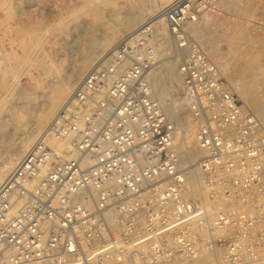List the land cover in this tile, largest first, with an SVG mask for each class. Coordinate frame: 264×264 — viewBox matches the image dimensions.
<instances>
[{
    "label": "built area",
    "instance_id": "2783aa9c",
    "mask_svg": "<svg viewBox=\"0 0 264 264\" xmlns=\"http://www.w3.org/2000/svg\"><path fill=\"white\" fill-rule=\"evenodd\" d=\"M226 1H171L84 74L0 185V264H264V127L195 31ZM170 57L193 159L155 93Z\"/></svg>",
    "mask_w": 264,
    "mask_h": 264
},
{
    "label": "rangeland",
    "instance_id": "374dc122",
    "mask_svg": "<svg viewBox=\"0 0 264 264\" xmlns=\"http://www.w3.org/2000/svg\"><path fill=\"white\" fill-rule=\"evenodd\" d=\"M82 3L83 0H0V167L7 154L18 148L24 139H33L30 146L38 139L40 135H35L31 124L38 113L47 110L55 91L59 87V83L66 84L69 81H74L75 86L85 74L79 77L75 75L79 71L84 58L91 55V52L95 53L96 51L98 53L95 54H101L102 52L105 54L112 49L113 43L109 47L102 44L104 43L103 37L115 22L122 19L125 9L116 12L109 6L105 9L102 20L96 21L81 16L72 19L66 25L59 26L57 24L64 15L71 14ZM119 4L121 5L122 2H119ZM226 4H228L227 6H229L234 17L232 18V15L213 17L214 21L211 25L202 27V32L207 33V36L201 38V40L206 45L210 42L218 44L221 49H226L228 44L225 38L219 34L226 30L224 27H218L217 24L224 22L235 24L240 22L241 17L249 18L252 21L246 22L243 19L244 23L248 24L249 32L261 39L257 41L249 39L250 44L246 47V52H250L252 55L260 53V60H262L264 57H262L264 55V0H249L247 4H229L226 1ZM122 8H125V6ZM39 21L41 26H38ZM21 23L28 30L37 31L33 34L32 39L27 35L25 36L27 48L25 50L24 47L20 46L23 40L18 33L20 30L19 24ZM51 28H57V31L53 33L50 30ZM47 38L52 41L46 45L51 50V61L49 59L42 60V66L33 64V62L29 63L27 56H33L34 54L28 55V52L36 44L35 40ZM13 48L17 49V55L20 57L19 62L15 61L13 56H10L13 53ZM98 48H101V53ZM39 54L42 55V53ZM94 63L90 65L89 69ZM26 68L31 69L37 75L34 81L26 75L23 76L20 82L16 81L15 73H23L27 70ZM227 73L233 78H248L252 85L250 93L254 96H260L264 92V75L260 77L261 79L258 78L259 81H262L258 83V80L256 82L252 79L253 77L250 76L248 71H241L239 65L233 64V62L227 64ZM223 76L227 79L225 75ZM255 82L258 87L255 86ZM261 83L262 87L259 85ZM4 96L7 98L2 100ZM68 97H66V100ZM165 100L170 102L171 98L166 96ZM63 101L65 102V100ZM63 101L59 105L60 108L57 107L56 110L59 111L62 108ZM246 104L252 107L250 102H246ZM55 114H57V111L54 116Z\"/></svg>",
    "mask_w": 264,
    "mask_h": 264
},
{
    "label": "bare ground",
    "instance_id": "6f19581e",
    "mask_svg": "<svg viewBox=\"0 0 264 264\" xmlns=\"http://www.w3.org/2000/svg\"><path fill=\"white\" fill-rule=\"evenodd\" d=\"M171 1L173 0H83V3L79 5V7L74 9L71 14H68L66 16L64 15L57 24L59 26H63L68 24L72 19L81 16L89 17L96 21L102 20L105 9L109 6L112 7V9H114V11L116 12L121 11V9H125L124 10L125 14L123 15L122 19L115 22V24L109 30L106 31L105 37H103L104 43L102 44H104L105 47L106 46L109 47V45L112 43L115 45L116 44L115 42H117L122 36L126 35L130 31L135 29L144 21L148 20L152 16H155ZM227 1L229 4L249 3V0H244V1L227 0ZM119 2H122L123 5L122 4L120 5ZM123 6H125V8H122ZM213 17L216 16L214 14H209L205 26L208 27L213 23L214 21ZM243 19L245 18L241 17L240 22L235 24H227L225 22L221 24H217L218 27L221 28L224 27L226 30L225 32L219 33L221 37L225 38L228 44L226 49H221L218 44L216 45L210 42L208 43V45H206V48L212 60L217 64L222 74L227 77V81L229 82L231 89L234 91V93L237 94L242 104L245 107H249V109H251L257 115V117L259 118L260 122L264 127V92L260 96H254L253 94L250 93V88L252 85L250 84V80L248 78L245 77L243 79L233 78L232 76H230V74L227 73V64L233 62V64L236 63L239 65L241 71L242 70L244 72L248 71V73H250V76L252 75L253 77L252 79H254L255 81L258 80V78H260L262 75H264V59H263L264 55L261 54L263 58L262 60H260L261 57L260 53L252 55L250 52H246V47L248 46V44H250V42L248 41L249 39L250 40L253 39V41H257L260 40L261 38L255 37L253 34L249 32L247 28L248 24L244 23ZM245 20L246 22L252 21L249 18ZM38 26H41L40 21L38 22ZM19 28L20 30L18 31V33L20 38L23 40V43L20 46L24 47L23 49L25 50L26 48L25 36L27 35L32 39L33 34L36 33L37 31L28 30V28H26V26L23 23L19 24ZM50 30L51 32L55 33L57 31V28L56 29L51 28ZM195 31L198 38L200 39L206 38L207 33L202 32L201 28ZM35 41L36 44H34V46L28 52V55L29 54H34V55L27 56V61L29 63L33 62V64H38L39 66H42L43 65L42 60L51 59V50L46 45L50 44L52 41L50 40V38L42 39V40L39 39L38 41L37 40ZM34 47L35 49H33ZM98 49H99L98 51H100L101 48ZM34 50L36 51L34 52ZM39 53H42V55ZM91 53H92L91 55H87V57L84 58V60L81 62L79 71L77 70L78 72L75 73V75H77L78 77L86 73L89 70V67L92 63L95 62L92 65L94 66L98 64L100 61H102L108 52H106L105 54L103 52L101 53V51H100L101 54H95L98 53L96 51L95 53L93 52ZM10 56H13L14 60L19 62L20 57L17 55V49H14L13 53ZM22 62L24 63L23 60ZM24 66H26V64H24ZM24 75L28 76V78L32 79L33 81L37 76L34 71H32L31 69H27L23 73H15L14 75L15 80L20 82V80L23 78ZM153 77H154L156 96L159 102L161 103V105L163 106V109L168 115V117L171 120H173L177 125L178 128L177 139L179 143V148L182 151H187L188 159H193L200 153V150L196 146V141L194 137L195 127L191 122L190 117L186 111L185 102L182 99L180 93L181 78L177 72L175 58L170 57L162 60L160 65L154 71ZM73 82L69 81L66 84L59 83V87L55 91V94L53 95V98L51 99L47 107V110L38 113V116L36 117V119H34V121L31 124L32 131L35 132V135H41L43 133L42 131L46 129L49 121L54 116V113H56V111L57 113L60 111V109L59 111L56 110L58 109L57 107H59L60 103H62V101L65 100V102L63 101L65 104L71 99L73 94L72 92L73 86H74ZM260 82L262 81H259L258 83ZM259 85H261L262 87V83ZM255 86L258 87V84L256 83ZM166 96H169L171 98L170 102H167L165 100ZM66 97H68L67 100ZM6 98L7 97L4 96L2 100H5ZM246 102H250L252 107L247 105ZM32 143H33L32 138L24 139L18 148H15L14 150L10 151L7 154L3 163L1 162L2 165L0 167V185L2 184L6 176L16 166V164H18V162L23 158L24 154L31 147L30 145ZM205 259L207 258L202 257L201 259L196 260L192 264H201L202 263L201 261Z\"/></svg>",
    "mask_w": 264,
    "mask_h": 264
}]
</instances>
